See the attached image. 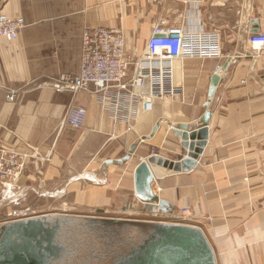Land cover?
Instances as JSON below:
<instances>
[{
  "label": "crops",
  "instance_id": "crops-1",
  "mask_svg": "<svg viewBox=\"0 0 264 264\" xmlns=\"http://www.w3.org/2000/svg\"><path fill=\"white\" fill-rule=\"evenodd\" d=\"M0 8L27 23L17 40L0 38V141L20 151L32 146L40 156L28 164L15 196L0 198V226L42 215H72L7 219L20 197H63L82 181L97 185L84 204H109L103 190L107 180L125 190L109 196L115 211L155 217L147 222L199 226L217 264H264V55L249 54L247 40L250 32L264 29V0H0ZM158 24L216 31L220 37L221 56L173 63L179 91L174 98L154 99L146 110L144 100L125 94L113 103L115 89L74 94L45 84L80 71L86 28H122L127 53L137 58ZM133 71L131 66L129 76ZM216 73L221 79L206 107ZM8 88L18 92L15 102L6 99ZM72 104L88 109L82 128L64 124ZM207 110L212 113L209 138L196 166L178 172L152 164L153 180L138 191V164L154 153L181 160L187 151L173 128L189 124L198 129ZM134 144L130 160L109 163L126 156ZM73 198L81 203L78 195ZM159 200L167 211H148L144 205ZM182 208L193 214L184 218Z\"/></svg>",
  "mask_w": 264,
  "mask_h": 264
},
{
  "label": "built area",
  "instance_id": "built-area-1",
  "mask_svg": "<svg viewBox=\"0 0 264 264\" xmlns=\"http://www.w3.org/2000/svg\"><path fill=\"white\" fill-rule=\"evenodd\" d=\"M26 26L23 17L11 18L0 8V38L13 42ZM247 40L249 54L257 57L264 55V29L250 32ZM219 56L220 37L216 31H193L158 24L154 26L143 54L132 58L127 53L122 28H86L82 35L80 71L52 77L45 84L57 92L69 91L74 94L115 89L117 97L113 103L120 102L121 95L125 94L144 100L145 109L149 110L154 99L174 98L177 95L178 89L174 85L175 61H182L185 65L190 59ZM132 65L134 71L129 76ZM7 90L6 99L15 102L18 92L10 88ZM102 101L106 102V97L103 96ZM87 115L86 106L72 104L67 110L64 124L75 129L82 128ZM35 157H40L39 151L32 146L28 151H20L0 141V183L5 192H12L18 186L28 161ZM180 214L186 218L193 211L184 208Z\"/></svg>",
  "mask_w": 264,
  "mask_h": 264
},
{
  "label": "water",
  "instance_id": "water-1",
  "mask_svg": "<svg viewBox=\"0 0 264 264\" xmlns=\"http://www.w3.org/2000/svg\"><path fill=\"white\" fill-rule=\"evenodd\" d=\"M221 76L216 73L211 80L209 98L210 104ZM212 113L207 110L203 115L202 126L191 128L189 124H180L173 132L181 139V145L187 155L181 160L165 159L152 155L142 160L135 171L138 191L148 189L153 180L152 164L167 167L174 171H188L197 164V159L203 153L209 138V122ZM160 128L154 127L153 133ZM137 144L131 146L128 154L109 163H126L132 158ZM148 211L158 209L167 211L162 200L157 203L144 204ZM87 219L90 221H114L127 224L142 230L140 246L116 264H217L214 249L204 231L196 225L185 223L147 222L143 220H107L101 217H79L69 215H42L27 219L4 223L0 226V264H55L62 258V246L58 234L67 220ZM64 251V249H63Z\"/></svg>",
  "mask_w": 264,
  "mask_h": 264
},
{
  "label": "flooded vegetation",
  "instance_id": "flooded-vegetation-1",
  "mask_svg": "<svg viewBox=\"0 0 264 264\" xmlns=\"http://www.w3.org/2000/svg\"><path fill=\"white\" fill-rule=\"evenodd\" d=\"M103 219L112 220L113 218ZM93 236H97L100 240L92 241ZM141 236V229L114 221H90L79 218L67 220L58 234L59 244L63 247L62 258L55 264H81L82 260L77 254L81 251L82 242L89 248L96 243L104 246V249L91 250L90 253L93 256L85 258L84 264H92L93 259H97L94 264H116L140 246L144 240Z\"/></svg>",
  "mask_w": 264,
  "mask_h": 264
},
{
  "label": "rangeland",
  "instance_id": "rangeland-1",
  "mask_svg": "<svg viewBox=\"0 0 264 264\" xmlns=\"http://www.w3.org/2000/svg\"><path fill=\"white\" fill-rule=\"evenodd\" d=\"M135 54V53H134ZM134 56V55H133ZM135 60V59H134ZM133 66V65H132ZM134 68V67H133ZM84 127V126H83ZM143 140H140V142H142ZM139 142V143H140ZM37 150V149H36ZM152 151L153 148H152ZM153 153V152H152ZM36 158V157H35ZM35 158H31L28 161V164L30 163L31 160H34ZM27 164V167H28ZM26 167V168H27ZM26 171V169H25ZM25 173V172H24ZM23 173V175H24ZM22 175V176H23ZM21 176V178H22ZM21 180V179H20ZM20 182V181H19ZM107 182V183H106ZM106 183V188H104V195L106 196V200L109 204L103 203V204H95V205H87L84 204L83 202H87L88 201V196L90 195L89 192L90 190L93 189L94 186H97L91 182L88 181H82L81 183H79L76 187V185H73L74 188H72V186L70 187V189H68V192H66V194L63 197H46V198H41L39 194L34 193L31 194V199L30 200H23V198H19L16 200L15 204H12V214L7 215V219H14V218H18V217H27L28 215H35V214H39V213H52V212H61V213H70L72 215H96V216H102V217H108V218H113V219H119V220H123V219H139V220H146L149 221L152 219V215H147L146 212H138V211H130V212H117L115 211L113 206V204H110V200H109V196L112 194L115 195H120L121 193H123L124 188H120L117 183H111L108 182L107 180H105ZM117 185V187H116ZM2 186V185H1ZM51 190V189H49ZM54 190V189H53ZM78 190L80 192V194L78 193ZM52 191V190H51ZM75 191V194H74ZM11 192V191H10ZM10 192H5L4 189L0 190V198L2 199H10L13 196H15L14 194V190L13 192H11V196ZM44 192V190H43ZM78 195V201H80L81 203H76L75 199L73 197H76ZM2 196V197H1ZM104 201V202H105ZM67 204V205H66ZM91 207H109L112 208L110 210H108L107 213H100L97 212L96 208H91ZM62 208H67V210L64 211V209ZM184 208H182L181 211H183ZM16 211V213H15ZM67 215V214H65ZM155 218V217H153ZM5 219V218H4ZM91 239H94L92 241L98 242L100 240V238H98L97 236H93ZM80 252L77 254L80 257V260H82L81 264H84V259L87 257H91V250H98V248L100 249H104V246L96 243L93 244L92 248H89L85 245H83V242L80 244ZM92 260V259H91ZM97 261L96 260H92V264H94V262Z\"/></svg>",
  "mask_w": 264,
  "mask_h": 264
},
{
  "label": "bare ground",
  "instance_id": "bare-ground-1",
  "mask_svg": "<svg viewBox=\"0 0 264 264\" xmlns=\"http://www.w3.org/2000/svg\"><path fill=\"white\" fill-rule=\"evenodd\" d=\"M174 85H175V88H177V89H178V87L176 86V84H174ZM178 92H179V91H177V92H176V94H178Z\"/></svg>",
  "mask_w": 264,
  "mask_h": 264
}]
</instances>
